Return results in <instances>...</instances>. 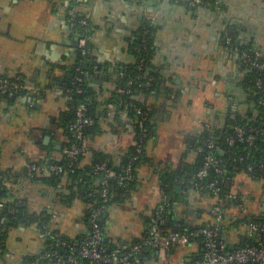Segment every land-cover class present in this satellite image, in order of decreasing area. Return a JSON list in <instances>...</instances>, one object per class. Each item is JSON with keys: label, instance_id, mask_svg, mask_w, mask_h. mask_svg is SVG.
<instances>
[{"label": "crops", "instance_id": "obj_1", "mask_svg": "<svg viewBox=\"0 0 264 264\" xmlns=\"http://www.w3.org/2000/svg\"><path fill=\"white\" fill-rule=\"evenodd\" d=\"M71 1L0 0V74L12 77L20 73L29 88L26 95L10 103L0 102V125L4 129V133L0 132V169L15 181L14 190L19 198H26L30 211L40 212L47 207L56 212L57 217L51 218L60 234L71 239L85 234L84 206L80 201L75 200L70 208L63 209L59 202L55 207L52 188L25 180L22 173L29 161L62 158V137L54 121L65 108V98L55 85L73 60L74 14H88L94 30L92 57L109 68L129 64L139 29L145 23L152 25L155 34L151 65L168 92L137 97L152 114L155 132L146 142L145 153L153 165L138 169L136 189L106 213V235L118 245L143 238L145 217L162 201L157 171L193 164L209 127L222 128L231 113L254 116L257 112L246 91L237 86L238 59L227 51L225 31L230 26L240 45L264 56V0H214V6L196 9L174 0H78L70 9ZM98 79L92 86L95 98L103 101L111 95L115 80L112 76ZM110 110L112 114L101 127L103 132L88 146L90 151L107 155L115 165L135 144L136 121ZM9 133L8 141L2 138ZM13 134L17 147L10 145ZM45 136H49L47 143L43 142ZM85 155L81 165L91 160L89 151ZM31 186L37 190L34 202L24 196ZM232 191L248 194L246 213H264L262 180L238 174ZM186 193L187 202L176 207L172 224H206L208 200H200L192 190ZM200 209L202 213L196 212ZM228 213L235 215L237 211L228 208ZM226 234L230 243L239 239L237 231ZM18 236L19 253L18 249L9 250L8 236L9 264H18L28 255L42 254L43 240L34 224L19 227ZM197 251L195 243L164 256L149 251L141 257V264H184Z\"/></svg>", "mask_w": 264, "mask_h": 264}, {"label": "trees", "instance_id": "obj_2", "mask_svg": "<svg viewBox=\"0 0 264 264\" xmlns=\"http://www.w3.org/2000/svg\"><path fill=\"white\" fill-rule=\"evenodd\" d=\"M177 1L189 9H196L198 7H212L214 0H204V2L195 7ZM75 2V3H74ZM73 3V4H71ZM70 9L74 4H78V0H72ZM74 53L73 60L65 69L64 74L56 82L62 97L65 98V108L57 115L54 121L55 127L62 137L61 147L67 146L74 141V137L69 131V126L75 121V108L84 103L87 106L86 114L91 119V124L85 127V141L78 143L85 148V151L74 160H69L63 157L57 159H38L36 160L37 166H43L46 160L55 165H59L64 170V175H54L51 173L49 176H42L40 173H33L32 176H25L22 174L23 179L29 180L34 183H39L46 188H52L54 202H58L64 208H70L75 200L80 201L84 206L82 219L84 220L87 231L89 212L93 208H101L102 215L100 217L99 226L103 235V244L107 247L115 246L105 232V216L109 209L117 203L123 202L131 192L136 189L138 169L146 164L153 165L151 159L146 156L145 145L149 138L153 137L155 127L152 121L151 111L145 107L138 99L139 94H150L152 92L167 93V87L162 81L159 73L151 65V54L154 48V34L155 27L145 23L138 31V38L132 44L131 56L132 61L127 65H117L111 68L97 63L92 57V42L94 36L93 24L88 14L83 11H78L74 14ZM227 29H233L231 27ZM235 36V34H234ZM232 41V48H238V61L241 66V87L251 96V101L255 104L257 112L254 116H243L239 113L236 117H229L226 124L222 128L209 127L205 134L202 143V150L196 161L191 164H183L179 169L171 168L170 166L157 171V179L160 191L162 193V200L167 198V205L163 207L160 212L163 223L159 224L161 228L175 227L172 223L176 207L179 204H186L187 191L192 190L199 195L200 200H208V213L212 208L213 203L212 195L209 190L204 189L210 182L216 181V187L219 188V197L223 199L222 207L226 210L235 209V202L226 201V196L232 192L234 179L238 174H246L253 180H262L264 182V175L258 170L257 166L264 164V70H259L256 67L244 62L242 54L245 52L250 59H255L258 63L264 64V56L248 46L239 45L238 41L234 38ZM81 38H86L87 43L84 47L85 53L82 54L78 48V41ZM77 68L83 71L80 74ZM21 75L17 73V75ZM98 74V75H97ZM80 76L83 79L81 85V92L76 93L75 86L77 85L76 78ZM101 77H113L115 80V88L111 95L102 100L96 99V91L92 86V82H97ZM13 77V76H12ZM0 74V78H12ZM99 80V79H98ZM148 83V84H147ZM147 84V85H146ZM36 93V92H35ZM26 91L16 93L14 97L0 96V102H12L14 99L26 95ZM36 96H42L40 92ZM125 114L129 117L135 118V144L129 148V151L121 158L120 163L113 164L107 155L90 151L88 143L90 140L102 131L104 120L112 112ZM137 109H141L145 116L136 113ZM117 116V115H114ZM116 118V117H115ZM240 127L243 129L245 135L253 133L254 139L252 143H242L237 139L232 144L226 142V138L234 135V128ZM103 132V131H102ZM209 138L214 143L213 155L221 161L218 170L210 169L205 178L197 180L194 175L202 167L204 154L206 152L205 140ZM92 154L91 160L88 163L81 165L85 158L86 152ZM74 164L73 169L68 167V164ZM104 165L106 169L115 173L113 177H107L104 172H95V166ZM252 167V171L248 168ZM126 168H130L133 179L128 182L126 186L118 185L117 175L121 174ZM65 180H63L64 178ZM12 177L5 171L0 169V201L4 203V208L0 211V224L4 222L6 228L0 227V256L8 251V232L11 228L28 227L34 224L37 232L43 230H51L52 232H59L53 227L52 215L50 211L52 208L45 207L40 212L30 211L26 198H19L18 192L14 190L15 181H11ZM9 184V185H7ZM197 185V187L195 186ZM104 187L108 188L107 201L103 202L102 190ZM64 188V189H62ZM17 192V193H16ZM225 199V200H224ZM225 201V202H224ZM158 205L150 215L145 217V233L148 232L149 224L151 223L153 215L159 206ZM202 213V210H196ZM210 220L206 223L208 224ZM253 222L256 224L264 223V213L261 215H254L243 213L230 215L228 212L225 214L223 231L220 240L227 244L228 247L237 248L249 244H255L257 240L264 239L259 232L255 231L251 235L243 228V225ZM203 224V225H206ZM203 225L186 224V227L197 228ZM182 228V225H180ZM179 228V229H180ZM237 231L238 241L230 243L226 240L228 236L227 231ZM62 235V234H61ZM63 236V235H62ZM82 235L78 236L79 239ZM67 240H71L68 236H63ZM142 239V238H141ZM139 239V240H141ZM44 250L52 251L54 248V238L45 236L43 239ZM139 240H132L137 242ZM201 240L195 241L198 251L191 259L185 261L184 264H195L201 253L202 245ZM149 252V251H148ZM142 255L145 256L147 253ZM59 254H64V249H58ZM37 255H28L22 258L18 264H32ZM77 264H88L86 261H79Z\"/></svg>", "mask_w": 264, "mask_h": 264}, {"label": "built area", "instance_id": "obj_3", "mask_svg": "<svg viewBox=\"0 0 264 264\" xmlns=\"http://www.w3.org/2000/svg\"><path fill=\"white\" fill-rule=\"evenodd\" d=\"M181 1L193 7L204 2V0ZM86 43V38H81L78 41V48L82 54L85 53L84 47ZM242 57L244 62L259 70H264V64L258 63L255 59H250L245 52ZM77 70L80 74L84 73L80 68H77ZM76 81L75 90L76 93H80L83 79L78 76ZM28 89L27 81L22 75L16 74L12 78H0V96L14 97L16 93L27 91ZM86 111L87 106L84 103L79 104L75 108V121L69 126V131L74 137V141L67 146L61 147V155L69 160L76 159L85 151V148L78 143L85 141L84 129L91 124V119L87 116ZM136 113L145 116L141 109H137ZM235 139L249 144L252 143L254 135L253 133L245 135L243 129L235 127L234 135L227 137L226 142L232 144ZM205 147L206 152L202 167L194 175L197 180L205 178L210 169L219 171L218 167L221 163L213 155L214 143L211 139L207 138L205 140ZM68 167L73 169L74 164L70 162ZM256 168L264 175V164H260ZM94 170L95 172H104L107 177L115 176V173L106 169L104 165L97 164ZM252 170V167L248 168V171ZM35 172L40 173L42 176L50 175L51 173L62 176L65 173L61 166L46 160L43 166H37L35 161L27 162L25 171L22 174L26 173L25 176H32ZM117 178L118 185L126 186L133 179L130 168H126L121 174L117 175ZM195 186L197 187V185ZM204 189L210 191L212 195L211 202L213 203L212 208L209 210L210 222L206 225L193 229L186 227V225H182V228L180 226L177 228H161L159 224L163 223V218L160 212L167 205V198H164L162 205L157 208L155 215L152 217L145 237L137 242L126 241L107 248L103 244V235L99 226L102 209L93 208L89 212L88 217L89 229L79 239L67 240L59 232H52L51 230L40 232L39 237L41 239L45 236L54 238L55 250L43 251L40 256L33 260L32 264H77L81 260L86 261L88 264H141L142 255L148 251H157L160 256H164L171 250L196 243L195 241L198 239H202V250L195 264H264V239L260 238L255 244L247 243L237 248L228 247L226 243L220 240L225 214L228 210L222 207L223 199L219 197V188L216 187V181L208 183L204 186ZM107 192L108 188L104 187L101 194L103 202L107 201ZM226 201L235 202L237 213L243 214L246 213L250 198L246 193L232 191L226 196ZM3 208L4 203L0 201V211ZM50 212L52 218L55 219L57 217L56 212ZM243 228L249 235L257 231L264 238V223L248 222L243 225ZM58 249H64L65 253L59 254Z\"/></svg>", "mask_w": 264, "mask_h": 264}, {"label": "rangeland", "instance_id": "obj_4", "mask_svg": "<svg viewBox=\"0 0 264 264\" xmlns=\"http://www.w3.org/2000/svg\"><path fill=\"white\" fill-rule=\"evenodd\" d=\"M0 132L4 133L3 125H0ZM10 136H11V133H9L8 135L3 136L2 138H4L6 141H8ZM14 138H15V136L13 134L12 139L10 140V145L12 147H17L18 142H14L13 141ZM23 189H24V187H23ZM26 192H24V196H25V194L28 195V197H30V202H34L35 199H36L35 196L37 195V190L35 189V186H31L29 188V190H27ZM9 232H10V235H9V237H10L9 250L10 251H12V250L17 251V249H18V253H19V250H20L19 247H21L20 243L17 241L19 239V236H18L19 235V228H11ZM6 254L7 253H4L2 256H0V264H9L10 263V256H7Z\"/></svg>", "mask_w": 264, "mask_h": 264}, {"label": "flooded vegetation", "instance_id": "obj_5", "mask_svg": "<svg viewBox=\"0 0 264 264\" xmlns=\"http://www.w3.org/2000/svg\"><path fill=\"white\" fill-rule=\"evenodd\" d=\"M230 27V26H229ZM234 34H235V30L234 29H227L226 31H225V41H226V48H227V51H229V52H231L233 55H234V57H236L237 59H238V48H236V47H231L232 46V41H233V36H234ZM138 36V35H137ZM138 38V37H137ZM234 38L236 39V34H235V36H234ZM237 40V39H236ZM240 45V44H239ZM238 66H239V76H238V84H237V86H239L241 89H243L241 86V66H240V63H239V61H238ZM244 90V89H243ZM245 91V90H244ZM247 93V92H246ZM248 94V93H247ZM247 98L251 101V96L248 94V96H247ZM252 102V101H251ZM237 114H238V112H233V113H231L230 115H229V117H231V118H234V117H236L237 116ZM240 114V113H239ZM6 224L4 225V222H2L1 224H0V227L1 228H6Z\"/></svg>", "mask_w": 264, "mask_h": 264}, {"label": "water", "instance_id": "obj_6", "mask_svg": "<svg viewBox=\"0 0 264 264\" xmlns=\"http://www.w3.org/2000/svg\"><path fill=\"white\" fill-rule=\"evenodd\" d=\"M48 140H49V136H45L44 139H43V142H44V143H47ZM177 227H179V225H175V228H177ZM155 254H156V255H159L157 251H155Z\"/></svg>", "mask_w": 264, "mask_h": 264}]
</instances>
